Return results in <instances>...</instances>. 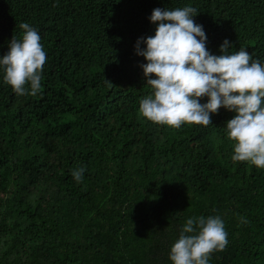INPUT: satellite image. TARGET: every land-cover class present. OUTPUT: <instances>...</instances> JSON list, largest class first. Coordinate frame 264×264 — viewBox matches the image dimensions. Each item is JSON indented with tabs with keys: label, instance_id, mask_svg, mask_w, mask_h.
I'll return each mask as SVG.
<instances>
[{
	"label": "trees",
	"instance_id": "trees-1",
	"mask_svg": "<svg viewBox=\"0 0 264 264\" xmlns=\"http://www.w3.org/2000/svg\"><path fill=\"white\" fill-rule=\"evenodd\" d=\"M185 6L210 54L227 39L264 65V0H0V57L24 22L47 54L36 96L0 67V264H172L200 216L227 232L209 264H264V168L232 160L235 113L177 129L139 112L152 89L137 41L155 35V8Z\"/></svg>",
	"mask_w": 264,
	"mask_h": 264
},
{
	"label": "clouds",
	"instance_id": "clouds-1",
	"mask_svg": "<svg viewBox=\"0 0 264 264\" xmlns=\"http://www.w3.org/2000/svg\"><path fill=\"white\" fill-rule=\"evenodd\" d=\"M196 15L197 9L191 6L152 11L155 35L136 44L137 54L147 61L141 67L152 89L141 99L139 112L153 123L178 129L183 124L206 127L212 123L210 114L223 107L235 113L226 122L228 138L234 142L232 160L264 168V65L244 48L228 54L227 39L220 46L221 55L210 54L203 26L193 20ZM19 27L20 39L13 36L9 51L0 57L3 80L17 95L36 96L42 91L47 54L32 26L24 22ZM141 42L146 44L143 50ZM203 97L207 103H200ZM84 171L73 169V179L81 182ZM241 223H247L246 218ZM227 245L219 216L189 218L171 247L170 260L172 264H209L211 254Z\"/></svg>",
	"mask_w": 264,
	"mask_h": 264
}]
</instances>
